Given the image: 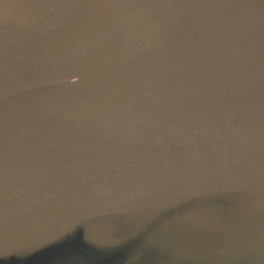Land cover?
I'll list each match as a JSON object with an SVG mask.
<instances>
[{
  "label": "water",
  "instance_id": "1",
  "mask_svg": "<svg viewBox=\"0 0 264 264\" xmlns=\"http://www.w3.org/2000/svg\"><path fill=\"white\" fill-rule=\"evenodd\" d=\"M0 264H264V0H0Z\"/></svg>",
  "mask_w": 264,
  "mask_h": 264
}]
</instances>
